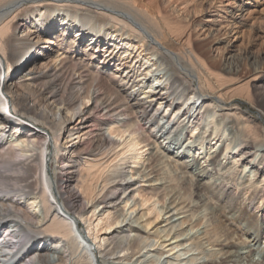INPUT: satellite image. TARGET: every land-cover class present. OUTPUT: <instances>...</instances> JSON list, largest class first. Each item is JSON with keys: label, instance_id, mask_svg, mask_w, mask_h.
<instances>
[{"label": "bare ground", "instance_id": "1", "mask_svg": "<svg viewBox=\"0 0 264 264\" xmlns=\"http://www.w3.org/2000/svg\"><path fill=\"white\" fill-rule=\"evenodd\" d=\"M189 30L153 0H0V264H260L264 59Z\"/></svg>", "mask_w": 264, "mask_h": 264}, {"label": "rangeland", "instance_id": "2", "mask_svg": "<svg viewBox=\"0 0 264 264\" xmlns=\"http://www.w3.org/2000/svg\"><path fill=\"white\" fill-rule=\"evenodd\" d=\"M153 1L162 9L164 16L170 19H181L185 24L189 21L192 45L196 47L200 44H205L203 50L209 60L220 62L223 66L231 69L240 70L242 66L248 68V66L258 60L264 59V0ZM236 56H239V59L242 58L239 61L240 64L234 62V57ZM149 64L151 63H147V65ZM152 70L147 76L148 79H145V83L158 86L160 83L156 79L162 73ZM163 71L165 72L166 70ZM166 72L168 73V71ZM239 104L245 112L259 118L258 110L246 100H239ZM260 120L264 124L263 118ZM184 137L186 136L182 135L179 137L176 147L181 145L179 151L185 149L184 153L187 154L186 151L189 149L190 143ZM57 152H53V160L56 156H60L58 155L59 152ZM177 184L180 186L182 184L181 180ZM183 192L186 193L189 190L185 188ZM121 193L120 191L119 195ZM209 206L212 207L211 205ZM210 207L209 209L211 210ZM232 213L224 212L225 215L222 218L226 224L229 226L233 225V228L238 230L239 234L244 229L252 232L251 226L246 224V222L236 223L233 220L234 218H231ZM257 245L259 248L254 252L253 259L260 264H264V254L261 251V248H264V231L259 235Z\"/></svg>", "mask_w": 264, "mask_h": 264}]
</instances>
